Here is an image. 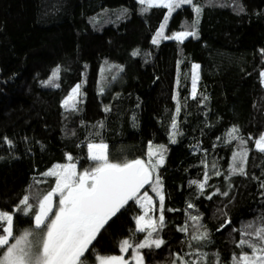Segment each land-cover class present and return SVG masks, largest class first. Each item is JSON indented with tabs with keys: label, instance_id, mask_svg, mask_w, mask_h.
I'll return each instance as SVG.
<instances>
[{
	"label": "trees",
	"instance_id": "16d2710c",
	"mask_svg": "<svg viewBox=\"0 0 264 264\" xmlns=\"http://www.w3.org/2000/svg\"><path fill=\"white\" fill-rule=\"evenodd\" d=\"M194 3L202 7L195 28L196 13L184 5L169 17L165 35L197 34L153 44L164 7L139 0H0V210L14 211L25 195L34 206L31 215L16 212L18 230L34 227L39 199L55 186L44 173L66 164L68 154L79 169L92 167L88 143L107 144L117 163L146 160L150 143L154 150L165 146L153 174L165 197L158 237L165 244L141 249L144 264H172L177 254L194 260L197 249L208 253L207 264H215V254L219 264H232L244 226L264 224V152L255 143L264 134V0ZM192 62L200 66L195 97ZM57 66L59 76L46 85ZM78 84L76 110H67L62 102ZM243 149L244 173L234 174L233 155ZM205 173L201 190L192 181L204 182ZM155 204L157 219L159 199ZM141 210L135 200L121 208L93 241L87 264L120 253L124 239L143 241L147 233L136 230ZM203 231L206 241L192 240Z\"/></svg>",
	"mask_w": 264,
	"mask_h": 264
},
{
	"label": "snow or ice",
	"instance_id": "6c2138e0",
	"mask_svg": "<svg viewBox=\"0 0 264 264\" xmlns=\"http://www.w3.org/2000/svg\"><path fill=\"white\" fill-rule=\"evenodd\" d=\"M141 5L160 6L167 9V15L152 38L153 44H158L160 39H175L183 42L186 37L195 36V31H179L170 36H165L164 29L167 26L169 17L184 5L191 6L196 13L197 19L193 22L195 28L198 24L202 7L197 6L194 0H139ZM148 9L145 8L144 11ZM264 52V50H262ZM134 56L139 52L134 51ZM199 65L192 66V96L197 95L196 85L198 80ZM60 68L57 66L53 70L52 76L45 81L46 85H52L53 81L59 76ZM264 77V72H261ZM59 87L58 84L54 85ZM81 85L72 88L69 95L62 102L67 110H76L77 97L79 96ZM180 112L179 105L176 109ZM175 130L177 124L175 119L172 123ZM238 129L233 128L229 133L233 139ZM175 131H173L172 142H175ZM6 139V138H5ZM9 145L12 144L7 140ZM246 143L241 139V144ZM258 150L264 152V134L256 140ZM88 159L95 162V166L78 173L76 164L71 163L73 157L68 154L67 159L70 163L57 164L49 169L45 176L55 177V186L43 195L38 201L34 214V227L18 230L14 217L16 212L24 215H31L34 209L30 203V197L25 195L12 212L0 210V264H87L86 253L89 251L93 241L105 228L109 220L120 211L129 201L135 200L141 204L144 214L136 217V230L146 232L143 241L133 244L130 239L120 242L121 253L127 252L130 248L134 251L135 264H144V257L141 249L160 248L165 241L159 237L165 225L164 217V194L162 183L157 175L153 183V173L160 164L163 163V153L165 146L160 145L153 150L149 145L148 161L137 158L126 160L121 163L111 162L108 155V145L104 143H88ZM159 153L156 163L152 162V157ZM247 157V150L243 149L233 155L232 172L244 173L243 163ZM236 161L240 162L239 167ZM215 167V164H213ZM216 175H220L216 172ZM198 182V187L203 190L207 181ZM145 185H149L152 191L159 197V216L153 219L149 213L153 210L152 197L145 191L140 195V191ZM264 187V185H262ZM227 195V193H224ZM54 198H58V203L54 209ZM189 207L193 205L189 204ZM194 222H199V216H191ZM230 223V221L226 222ZM223 227V225H222ZM180 231L187 232V227H182ZM156 234L157 238H153ZM255 237V239H252ZM208 239L207 231L193 235L192 240L197 243ZM247 246L250 250L243 251ZM191 247V244L189 245ZM237 247L242 249L240 254H233L232 264H264V224L253 228L252 224L245 225L241 230V239ZM189 255V254H186ZM215 264H219V255ZM208 253L196 250V259L186 260L184 256L176 255L172 264H207ZM98 264H129L123 255L97 256Z\"/></svg>",
	"mask_w": 264,
	"mask_h": 264
},
{
	"label": "rangeland",
	"instance_id": "374dc122",
	"mask_svg": "<svg viewBox=\"0 0 264 264\" xmlns=\"http://www.w3.org/2000/svg\"><path fill=\"white\" fill-rule=\"evenodd\" d=\"M166 15H167V13H166ZM165 15V16H166ZM165 18V17H164ZM165 21H164V19H163V21H162V23H164ZM168 22V21H167ZM161 23V24H162ZM160 24V25H161ZM159 29V28H158ZM165 29H166V27H165ZM165 29H164V35H165ZM175 32H179V31H174V32H172V33H170L169 35H165V36H170V35H172L173 33H175ZM186 38H188V37H186ZM185 38V39H186ZM194 64H197V65H199L197 62H192V65H191V93H192V72H193V68H192V66L194 65ZM198 81H199V69H198V80H197V85H196V91H197V86H198ZM96 144H99V143H96ZM105 144V143H104ZM154 150V149H153ZM155 151V150H154ZM148 158L149 157H147L146 158V160H145V162H147L148 161ZM156 161L157 160H155V159H152V162L153 163H156ZM111 162H113V161H111ZM67 163H70V161H67ZM66 163V164H67ZM71 163H74V162H72L71 161ZM114 163H117V162H114ZM76 164V163H75ZM95 166V162L93 163V165H92V167H94ZM84 170H86V169H79V167H78V165L76 164V171L78 172V173H80V172H83ZM155 173V172H154ZM153 173V174H154ZM147 192L148 193V195L149 196H151L152 197V201H153V210L149 213V215L153 218V219H155V217H157V211L155 212V210H156V204H155V200H157V199H159V198H157L158 196L156 195V193L155 192H153V191H151V190H142L141 189V191H140V195H142L144 192ZM53 203H54V211H55V205L58 203V198H54V201H53ZM140 204V203H139ZM140 206H141V204H140ZM144 214V209L142 208V210H141V212H140V214H138V216H140V215H143ZM156 214V215H155ZM112 255H123L124 257H125V259L126 260H128V262H129V264H135V260L132 258L133 256H134V251L132 250V251H130V250H128L127 252H125V253H121V251H120V253H118V254H112ZM98 256H111V255H98ZM95 264H98V261H97V259H96V263ZM177 264H180V262L177 260Z\"/></svg>",
	"mask_w": 264,
	"mask_h": 264
}]
</instances>
